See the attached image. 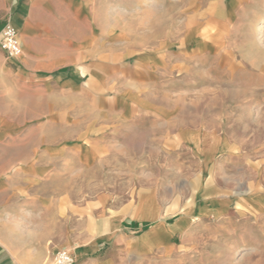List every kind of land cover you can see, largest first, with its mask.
Listing matches in <instances>:
<instances>
[{
  "label": "crops",
  "instance_id": "crops-1",
  "mask_svg": "<svg viewBox=\"0 0 264 264\" xmlns=\"http://www.w3.org/2000/svg\"><path fill=\"white\" fill-rule=\"evenodd\" d=\"M54 1L39 4L22 0L26 13L10 22L17 29L22 52L27 46V53L24 58L22 53L5 57L0 51V172L12 165L13 174H28L33 181L39 175L68 173L70 156H75L78 163L87 156L110 157L112 151L121 157H145L155 147L162 155L177 157L183 152L181 145L186 144L196 160L179 163L184 167L194 164L198 171L192 177L188 172L172 176L161 188L192 184L193 178L198 181L204 172L210 175L206 182L218 188L214 168L223 174L229 172L226 168L237 171L250 164L245 161L249 155L223 131L222 119H212L211 105L192 118H184L176 112L177 103L162 101L167 95L189 89L190 73H197L192 71L201 69L211 58L212 39L207 37V29L212 27V0H58L59 9L53 6ZM238 1H228L227 14L245 10ZM4 6L5 0H0V9ZM70 14L76 25L69 23ZM197 14L204 15L203 22L197 23ZM49 16L64 21L60 30L47 25ZM53 47L61 48L54 51ZM121 61L124 64L118 65ZM68 62L76 64L65 68ZM11 63L15 69L9 67ZM199 73H211V67ZM104 89L112 90L113 96L88 105L70 101V95L79 97ZM25 102L29 109L43 104L47 113L21 115ZM5 108L18 112L10 117ZM85 109L90 113L82 119ZM70 125L74 127L71 134ZM128 142L141 143L142 151H130ZM253 158L255 164L258 156ZM170 172L178 174L174 169ZM189 187L205 188L200 184ZM48 188L41 187L34 196L37 219L43 222L54 220L49 213L51 196L45 192ZM158 188L159 184L140 189ZM191 199L182 203L177 195L167 202L187 206L183 209L186 213L173 223L163 221L166 210L159 206L166 205L164 200L148 208L142 199L107 216L99 214L98 228L86 230L80 222L70 235L64 223L61 234L55 236L44 230L38 236L36 252L43 263L53 258L57 248L65 246L74 256V264H166L167 258L170 264H179L181 246L173 239L195 220L190 215L196 210L189 206H196V196ZM207 210L211 214L217 211L215 205ZM154 220L158 222L147 223ZM0 264H15L2 249Z\"/></svg>",
  "mask_w": 264,
  "mask_h": 264
},
{
  "label": "rangeland",
  "instance_id": "rangeland-1",
  "mask_svg": "<svg viewBox=\"0 0 264 264\" xmlns=\"http://www.w3.org/2000/svg\"><path fill=\"white\" fill-rule=\"evenodd\" d=\"M228 1L212 0V27L207 29V37L212 39L210 60L203 63L201 69L192 71L197 73H190L189 89L167 95L162 101L177 103L179 110L176 112L184 118H192L202 108L211 105L212 119H222L223 131L249 155L245 161H250V164H244L237 171L226 168L229 172L223 174L221 169L214 168L213 179L218 188H212L206 182L210 175L204 172L198 181L193 178L192 184L182 183L178 189L161 187L172 176L188 172L187 175L192 177L191 174L198 171L194 164L188 167L180 165L183 161L191 163L196 160L190 156V148L186 144L181 145L179 149L183 152L177 157L162 155L155 147L145 157H121L120 153L112 151L110 157L87 156L83 163H78L75 156H70L68 173L39 175L33 181L28 174H13L11 165L0 172V249L7 251L15 264L51 263L52 259L47 263H43V259L40 262L36 252L37 238L44 230L56 236L61 234V226L67 223L68 234L72 235L80 222L86 230L98 228L100 216L112 214L115 209L120 210L138 199H142L148 208H155L160 200H164L166 205L159 206L166 210L163 221L173 223L182 212L186 213L183 209L187 208L183 204H169L177 195L182 203H188L193 195L196 196V206H189L196 210L190 215L195 220L190 221L180 237L173 239L181 246L179 264H264V0H239L237 5L245 10L235 14H227ZM43 2L36 0L39 4ZM24 5L22 0H5L4 8L0 9V26L26 13L27 8H22ZM53 6L61 7L58 0L53 2ZM71 17L70 14L69 23L76 25L77 21ZM201 20L204 21V15L197 14V23ZM63 22L51 16L46 19L47 25L59 30ZM84 27L87 32L86 19ZM25 48L21 58L27 53V46ZM60 48L53 47L52 50ZM195 48L199 50L200 46ZM74 64L76 62H68L65 68ZM117 64L123 65L124 61ZM9 67L15 69L16 65L11 63ZM210 67L211 73H199ZM110 96H113V91L104 89L97 93L86 92L79 97L70 95V101L88 105ZM28 105L27 102L22 104L21 115L43 116L47 113L43 104L31 109ZM2 108L0 104V112ZM4 111L10 117L18 112L13 108H5ZM89 113L85 109L81 118L86 119ZM73 129L70 125V134ZM213 144L215 150L216 143ZM127 146L132 152L142 151L141 143L128 142ZM254 155L258 156L255 164ZM170 169L178 171V174H171ZM158 184V189H140ZM199 184L205 188L196 190L189 187ZM44 186L49 187L45 192L52 201L49 213L54 220L48 222L37 219L39 212L35 208L38 202L34 196ZM214 205L217 211L211 214L207 208ZM63 218L67 222L62 221ZM155 222L158 221H147L150 225ZM100 228L105 227L102 224ZM57 249L68 248L60 246ZM168 261L167 258L166 264H170Z\"/></svg>",
  "mask_w": 264,
  "mask_h": 264
},
{
  "label": "built area",
  "instance_id": "built-area-1",
  "mask_svg": "<svg viewBox=\"0 0 264 264\" xmlns=\"http://www.w3.org/2000/svg\"><path fill=\"white\" fill-rule=\"evenodd\" d=\"M0 48L10 57H17L22 52L16 27L10 22H6L1 28ZM74 262V256L68 249H57L50 264H74Z\"/></svg>",
  "mask_w": 264,
  "mask_h": 264
},
{
  "label": "bare ground",
  "instance_id": "bare-ground-1",
  "mask_svg": "<svg viewBox=\"0 0 264 264\" xmlns=\"http://www.w3.org/2000/svg\"><path fill=\"white\" fill-rule=\"evenodd\" d=\"M17 30V29H16ZM18 33V32H17ZM17 36H18V34H17Z\"/></svg>",
  "mask_w": 264,
  "mask_h": 264
}]
</instances>
